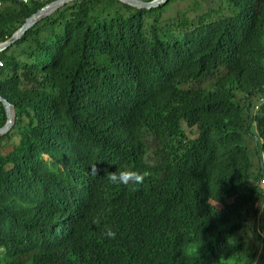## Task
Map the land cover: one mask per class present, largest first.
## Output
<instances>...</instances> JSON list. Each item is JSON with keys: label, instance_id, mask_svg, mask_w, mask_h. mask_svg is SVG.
<instances>
[{"label": "trees", "instance_id": "trees-1", "mask_svg": "<svg viewBox=\"0 0 264 264\" xmlns=\"http://www.w3.org/2000/svg\"><path fill=\"white\" fill-rule=\"evenodd\" d=\"M49 1L4 0L0 42ZM179 1L74 0L0 51V264H264V0Z\"/></svg>", "mask_w": 264, "mask_h": 264}, {"label": "water", "instance_id": "water-1", "mask_svg": "<svg viewBox=\"0 0 264 264\" xmlns=\"http://www.w3.org/2000/svg\"><path fill=\"white\" fill-rule=\"evenodd\" d=\"M74 0H51L49 2H46L41 7H39L36 11L31 13L28 17H26L23 21V23L12 33V35L4 40L3 42H0V51L7 48L11 43H13L16 39H18L29 27H31L33 24L38 22L43 17L49 15L51 12H53L58 7L71 2ZM126 4H129L131 6L137 7V8H152L156 7L160 4L165 3L167 0H120ZM0 103L4 109L5 113V122L0 125V135L8 132L10 128L13 125L14 122V111L12 108L11 103L3 98L0 95Z\"/></svg>", "mask_w": 264, "mask_h": 264}, {"label": "clouds", "instance_id": "clouds-1", "mask_svg": "<svg viewBox=\"0 0 264 264\" xmlns=\"http://www.w3.org/2000/svg\"><path fill=\"white\" fill-rule=\"evenodd\" d=\"M91 171L95 173L96 169L94 166L91 167ZM107 179L112 183H121L125 185L129 183L138 184L142 181L143 175L131 169H124L118 174L108 176ZM103 234L107 235L108 237H113L115 235V233L109 228H106ZM189 250L194 251L195 244L189 245Z\"/></svg>", "mask_w": 264, "mask_h": 264}, {"label": "rangeland", "instance_id": "rangeland-1", "mask_svg": "<svg viewBox=\"0 0 264 264\" xmlns=\"http://www.w3.org/2000/svg\"><path fill=\"white\" fill-rule=\"evenodd\" d=\"M191 0H180L177 4V8H182L186 5L187 2H190Z\"/></svg>", "mask_w": 264, "mask_h": 264}, {"label": "built area", "instance_id": "built-area-1", "mask_svg": "<svg viewBox=\"0 0 264 264\" xmlns=\"http://www.w3.org/2000/svg\"><path fill=\"white\" fill-rule=\"evenodd\" d=\"M18 1H21V2H27L28 0H18ZM3 0H0V5L2 4ZM0 65H1V62H0Z\"/></svg>", "mask_w": 264, "mask_h": 264}, {"label": "bare ground", "instance_id": "bare-ground-1", "mask_svg": "<svg viewBox=\"0 0 264 264\" xmlns=\"http://www.w3.org/2000/svg\"><path fill=\"white\" fill-rule=\"evenodd\" d=\"M4 1V0H3ZM18 1V0H17Z\"/></svg>", "mask_w": 264, "mask_h": 264}]
</instances>
